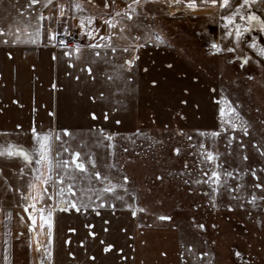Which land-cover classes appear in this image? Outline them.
<instances>
[{
  "label": "rangeland",
  "instance_id": "obj_1",
  "mask_svg": "<svg viewBox=\"0 0 264 264\" xmlns=\"http://www.w3.org/2000/svg\"><path fill=\"white\" fill-rule=\"evenodd\" d=\"M24 1L0 0V147L20 146L32 159L0 155V204L16 206L17 241L28 264H264V187H255L264 185V57L250 46L255 39L257 48L264 47V33L254 28L237 40L234 25L226 35L221 19L241 0H230L232 6L225 9L195 10L186 9L183 0H108L119 13L114 21L124 16L131 40L130 95L125 99L130 120L111 139H49L52 180L46 185L36 179L48 173V167L36 163L37 142L13 136L16 126L53 130L57 124L60 130L65 117L71 119L66 129L79 131L80 120L64 115L73 111L61 105L47 59L18 50L29 33L18 34L16 25L25 13ZM56 1L47 8L52 19L40 26L45 47L39 49L80 45L81 31L66 18L69 8L105 3L64 0L72 5L66 11L62 6L61 15ZM242 12L264 20V0H254ZM234 23L246 21L237 16ZM105 26L97 27L106 33ZM60 35L73 46L57 45ZM212 43L222 50L215 52ZM27 114L32 119L24 121ZM86 124L84 130L98 129ZM72 152L80 153L84 172L71 165L57 167V162L70 161ZM57 176L62 183H56ZM109 181L116 185L113 191H101L111 186ZM68 183L74 195L67 192ZM30 184L36 185L31 191ZM42 189L47 190L41 197ZM72 201L90 206L77 211L69 206ZM45 221L51 222V242ZM108 244L113 247L105 252Z\"/></svg>",
  "mask_w": 264,
  "mask_h": 264
},
{
  "label": "crops",
  "instance_id": "obj_2",
  "mask_svg": "<svg viewBox=\"0 0 264 264\" xmlns=\"http://www.w3.org/2000/svg\"><path fill=\"white\" fill-rule=\"evenodd\" d=\"M29 3L30 0L24 1L26 9L21 11H25V13L19 15L22 20L16 21V25L20 26L18 34L22 31L25 32V30L29 32L28 36L23 38L27 44L17 45L18 50H21V53L30 51L35 58L42 56L47 59L48 63L51 64V72L56 79V90L57 92L59 90L61 105H65L69 112L73 111L70 115H64L73 117L74 120H80L77 122V126L80 128L79 131L67 130L66 122L71 119L61 117L60 121L65 123L61 125L60 130H58L56 124L53 130L38 128L35 129L36 133L40 135L50 134L49 139L56 138L57 136L59 138L119 136V133L115 134L114 132L123 131V121L130 120L128 104L125 102V99H128L127 95H130L131 73L130 67L126 66L124 62L126 59L130 60L132 47L131 40L129 37L126 38L127 33L125 30L124 16L114 21V5L104 7L100 3H92L91 6H88L85 3L80 4V9H74L73 7L69 8V5L72 4L68 5L64 3V0H57L54 6H64L65 11L69 8L66 18L70 20V25L76 30L81 31L80 20L81 17L84 18L83 41L79 45V51L76 50L77 46L74 48H54L52 44H49V50L39 49L45 47V45L41 44V42L44 43L45 39L40 34V31L38 35L36 33L40 29L41 24L44 25L46 20L52 19L48 12L49 9H47L49 3L47 0H38L36 4H32L30 7L28 6ZM32 6H35V9ZM66 6L68 7L66 8ZM109 8L111 9L109 10ZM29 10L30 13L28 12ZM122 11L125 10L122 9ZM39 16L45 18L37 19ZM88 17L94 18L91 25L87 23ZM109 17H112L116 26L113 30V27L110 28L108 23L104 22ZM127 24L128 21L126 20ZM104 25H106V33L101 32V28L97 27H103ZM88 30H91L94 34L91 39L87 35ZM101 36L109 37L110 42L109 40H101ZM34 40L36 44L28 42ZM89 44H100L101 47H87ZM113 48L116 49L115 52L112 51ZM66 53L69 54L66 55ZM95 53H99V55ZM89 68H91V72L88 71ZM68 105L72 107H68ZM29 119H32L29 114L23 117L24 121ZM87 122L92 123L91 126L97 127L98 129L84 130L83 128L89 127L86 124ZM80 123L82 124L79 125ZM108 123L111 124V126H108L110 128L106 126ZM30 125H17L13 136L33 138L32 129L34 128ZM64 130H67V135L64 134ZM35 147H38V143L37 146H34V150ZM34 152L40 154L36 150ZM45 162L47 161L45 160L40 163V167L43 170L47 168V163ZM15 207L12 204H0V264H28V261L22 256L24 254L23 246L17 241V210Z\"/></svg>",
  "mask_w": 264,
  "mask_h": 264
},
{
  "label": "snow or ice",
  "instance_id": "obj_3",
  "mask_svg": "<svg viewBox=\"0 0 264 264\" xmlns=\"http://www.w3.org/2000/svg\"><path fill=\"white\" fill-rule=\"evenodd\" d=\"M38 2V0H30V3H29V7L32 5V4H36ZM48 3H51V0H47ZM180 0H169V3H179ZM254 0H241V3L239 4H236L235 6V10L231 11L228 15H223L221 16V19L224 21L225 23V28H226V35H230L232 33V28L229 27L230 25H234V28H235V37L237 40H239V38L242 37V35L245 33V32H248L249 30L251 29H254V28H258L259 31L261 33H264V20H262L259 16H257L256 14H254L253 12H248L246 15L242 12V9L244 6L246 5H250L251 3H253ZM136 3V0H133V4ZM183 3H184V7L188 10H195L197 9L198 6H201V7H204V8H212V7H218L220 9H225V8H229L231 7V3H230V0H199V4H198V0H183ZM80 4L79 3H76V4H73V8L74 9H80ZM104 7H109V4H108V0H105V3H104ZM129 8H132V10L134 11L135 9L133 8V5L130 4L128 6ZM63 14V8L61 6V15ZM115 15H119V13H116ZM126 15H128V18L131 19V14L130 13H126ZM239 17V20L241 22H244L246 21V23H243V24H236L234 23V18L235 17ZM45 17L43 16H39L37 19H44ZM93 17H88L87 18V23L89 25H91L93 23ZM106 23H108L109 27H114V23H113V20H112V17H109L107 21H104ZM80 24H81V34L84 33V18L81 17V20H80ZM243 28V32L241 31V29ZM98 31V30H97ZM0 34H3V29L0 28ZM37 35L39 34V30H37ZM54 34L51 33V31L49 32V38L51 39L52 36ZM87 35L89 36V38L91 39L93 37V32L91 30H88L87 32ZM101 40H109L110 42V38L109 37H105V36H101L100 37ZM161 37L159 36H156V40L157 41H160ZM61 45H63V41L60 42ZM211 48L215 50V52H220L222 49L219 47V45L217 43H212L211 45ZM250 46L255 48L256 51H257V54L264 57V47H259L257 48L256 47V40L255 39H252L251 43H250ZM87 47H95V48H99L101 47L100 44H89L87 45ZM137 47H139V45H137ZM76 50L79 51V45H77L76 47ZM228 51H232L231 48L227 49ZM113 52L116 51L115 48L112 49ZM125 51H127V49H125ZM69 53H66V55H68ZM96 55H99V53H95ZM133 60L135 59V57L132 58ZM245 59V62L247 61V57L244 58ZM126 65H128L129 67H131L132 65V60H126L124 62ZM89 72H91V68L88 69ZM221 102L223 103V98L221 100ZM228 111H234L230 106L228 108ZM224 112V109L222 108L221 109V113L223 114ZM19 127V126H18ZM232 129H236L237 128V124L236 123H232L231 125ZM33 131V138L34 140L38 143V147L35 149L37 152L40 153V159H38L36 161L37 164H40L42 161H47V167H48V173L45 174V176L41 179V177L37 176V180L39 181V183L41 184H47L50 180H52V175H51V171H52V161H51V158H50V155H49V151H50V144L48 143L49 141V137H50V134H44V135H40V134H37L35 129H32ZM64 134L67 135V130H64ZM244 134L247 135V130L245 129L244 130ZM213 135H215V133H213ZM57 139H59V136L56 137ZM108 139H111V137L109 136ZM243 146V145H241ZM64 151H68V149H64ZM178 151V149L176 150ZM8 155V156H21L24 160H31L32 157L28 154V152L23 149L22 147L20 146H17V145H13L11 143H9L7 145V147H0V155ZM80 153L78 152H72L70 153V161H64L62 164L61 163H57V167H63L64 169H68L71 166H73L75 169H78L80 170L81 172H84L85 171V164L80 162L78 157H79ZM212 154L209 153L208 154V160H212ZM91 160V158H89ZM95 177L97 180H99L101 177H100V173L99 172H96L94 173ZM212 177H216L218 178L219 174L216 172V171H213L211 173ZM227 175H231V173H227ZM253 175L255 176V173L253 172ZM68 179L71 180V181H74L75 180V177L72 176L71 174L68 175ZM104 179H107V177H104ZM125 180H127V177L124 178ZM56 183L57 184H60L62 183V178L60 176H57L56 177ZM109 184L111 185L110 187H106L104 189H101V191H106V192H112L113 189L116 187V185L114 184H111V181H109ZM36 185H33V184H30L29 185V190L31 191ZM255 187L257 188H261V187H264V185H261L259 183H257L255 185ZM66 189H67V192L70 193V194H75V189L73 187V184L72 183H68L66 185ZM47 189H42L41 190V197L43 195V192L46 191ZM60 195H63V189H61ZM26 199H29V200H33V201H36V198L35 197H32V196H28L26 197ZM49 199H51V197H49ZM97 199H99V197H97ZM38 202V201H36ZM69 206L73 209H76L77 211L80 210L81 207L83 208H87L90 206V203H80V204H77L75 201H72L70 202ZM103 206V205H101ZM32 207L35 208V203L32 204ZM57 207H60V208H63V203L61 202H58L57 203ZM27 211V207L25 209ZM64 210H67V209H64ZM141 211H143V209H141ZM47 215L50 217L52 215V213L49 211L47 213ZM132 215L135 216L136 215V212L135 210H133L132 212ZM29 219H34V217L32 216V214L30 213L29 214ZM40 219L42 221L45 220V217H44V214H43V210H41V216H40ZM160 219H168V217H164V216H161ZM46 223H48L49 227H48V231H49V242H51V222L50 221H45ZM41 227H43V224H41ZM89 227H91L89 225ZM200 227L202 228L203 225H200ZM91 235H95V233H90ZM113 247L112 244H108L106 245V247L104 248V251L105 252H108L111 248ZM39 248V246H38ZM237 256H239V252L235 253Z\"/></svg>",
  "mask_w": 264,
  "mask_h": 264
},
{
  "label": "built area",
  "instance_id": "obj_4",
  "mask_svg": "<svg viewBox=\"0 0 264 264\" xmlns=\"http://www.w3.org/2000/svg\"><path fill=\"white\" fill-rule=\"evenodd\" d=\"M61 41L64 42L63 45H61V43H60ZM56 43L59 46H67V47L73 46V43L71 42V40L65 36H62V35L57 37Z\"/></svg>",
  "mask_w": 264,
  "mask_h": 264
}]
</instances>
